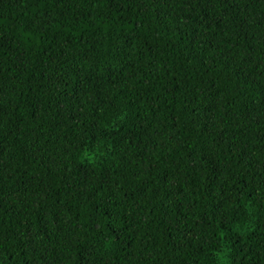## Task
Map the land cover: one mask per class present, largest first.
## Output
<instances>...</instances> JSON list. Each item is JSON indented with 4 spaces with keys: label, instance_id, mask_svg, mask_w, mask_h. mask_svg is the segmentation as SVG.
I'll return each instance as SVG.
<instances>
[{
    "label": "trees",
    "instance_id": "trees-1",
    "mask_svg": "<svg viewBox=\"0 0 264 264\" xmlns=\"http://www.w3.org/2000/svg\"><path fill=\"white\" fill-rule=\"evenodd\" d=\"M0 264H264V0H0Z\"/></svg>",
    "mask_w": 264,
    "mask_h": 264
}]
</instances>
